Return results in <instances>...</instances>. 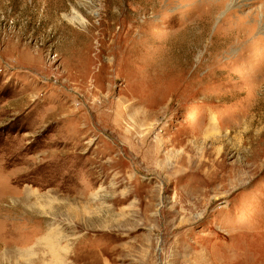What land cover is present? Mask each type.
I'll list each match as a JSON object with an SVG mask.
<instances>
[{"label": "rangeland", "instance_id": "1", "mask_svg": "<svg viewBox=\"0 0 264 264\" xmlns=\"http://www.w3.org/2000/svg\"><path fill=\"white\" fill-rule=\"evenodd\" d=\"M0 264H264V0H0Z\"/></svg>", "mask_w": 264, "mask_h": 264}]
</instances>
